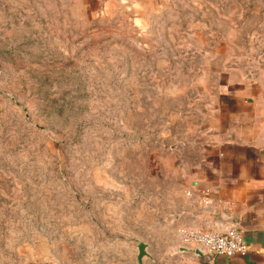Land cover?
I'll use <instances>...</instances> for the list:
<instances>
[{
	"label": "rangeland",
	"instance_id": "374dc122",
	"mask_svg": "<svg viewBox=\"0 0 264 264\" xmlns=\"http://www.w3.org/2000/svg\"><path fill=\"white\" fill-rule=\"evenodd\" d=\"M242 143L264 169V0H0V264H137Z\"/></svg>",
	"mask_w": 264,
	"mask_h": 264
},
{
	"label": "crops",
	"instance_id": "0c3cea01",
	"mask_svg": "<svg viewBox=\"0 0 264 264\" xmlns=\"http://www.w3.org/2000/svg\"><path fill=\"white\" fill-rule=\"evenodd\" d=\"M217 151V157L215 153L202 159L196 174L188 175L190 188L183 192L181 201L173 204L169 222L163 224L159 237L139 242L147 244L144 264H209L204 254L184 244L182 234L187 230L223 231L216 223L220 215L239 221L251 250L247 255L217 257L214 264H264L262 163L254 159L252 152L256 149L243 143Z\"/></svg>",
	"mask_w": 264,
	"mask_h": 264
},
{
	"label": "built area",
	"instance_id": "2783aa9c",
	"mask_svg": "<svg viewBox=\"0 0 264 264\" xmlns=\"http://www.w3.org/2000/svg\"><path fill=\"white\" fill-rule=\"evenodd\" d=\"M182 241L204 252L209 264H214L220 256L234 257L247 255L251 248L239 227L218 230H187L182 234ZM264 256V250L262 251Z\"/></svg>",
	"mask_w": 264,
	"mask_h": 264
},
{
	"label": "water",
	"instance_id": "95a60500",
	"mask_svg": "<svg viewBox=\"0 0 264 264\" xmlns=\"http://www.w3.org/2000/svg\"><path fill=\"white\" fill-rule=\"evenodd\" d=\"M216 223L218 224L219 228L223 231H225L229 228L240 226L239 221L234 220L232 217H224L222 215H220L217 218ZM197 252L202 254V255L204 254V252L198 248H197ZM147 256H148L147 244L144 242L139 243V245H138V256H137L138 263L144 264V259Z\"/></svg>",
	"mask_w": 264,
	"mask_h": 264
}]
</instances>
